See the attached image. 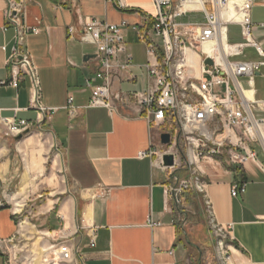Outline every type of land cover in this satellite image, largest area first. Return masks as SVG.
I'll use <instances>...</instances> for the list:
<instances>
[{
    "label": "crops",
    "instance_id": "obj_1",
    "mask_svg": "<svg viewBox=\"0 0 264 264\" xmlns=\"http://www.w3.org/2000/svg\"><path fill=\"white\" fill-rule=\"evenodd\" d=\"M11 1L0 0V81L10 82L17 75L19 86L0 88V119L25 120L29 127L47 128L63 150L76 195L62 206L56 223L46 218L40 238L34 237L37 232L29 221L19 222L17 213L24 206L20 213L17 204L14 210L0 207V264H9L13 255L26 260L21 264H62L54 262L57 257L51 260L58 251L45 241L59 230L75 249L69 264H212L209 256L215 245L206 201H211L217 223L230 227L228 264H264V161L253 149L259 145L264 150L260 144L251 146L257 154L255 163L240 167L219 158L196 159L188 144L183 152V139L161 145L163 127L149 124L129 102L131 92H144L150 83L146 47L131 33L129 51L143 48L142 61L134 56L127 73H115L112 110L90 106L93 95L87 84L102 64L96 47L83 41L85 25L93 19L135 25L140 22L135 13L148 12L126 0L127 12L105 0H21L25 27L37 30L26 35L23 49L37 71L43 113L31 107L34 82L18 70L14 75L7 64L18 38L7 21ZM251 13L257 28L254 37L264 50V0H255ZM229 29L230 42L240 43V27ZM90 56L95 57L86 60ZM239 59L261 60L252 48ZM191 61L192 75L201 77L200 61L196 56ZM239 85L248 99L264 101V69L254 79L252 90L247 79ZM0 126L7 128L1 122ZM168 149L175 157L170 168L162 158ZM143 153L147 157L142 158ZM196 176L205 183L204 194L195 188ZM183 183L192 188L184 190ZM243 183L245 191L232 197L236 185ZM22 191L13 194L11 201ZM32 238L36 241L26 243Z\"/></svg>",
    "mask_w": 264,
    "mask_h": 264
},
{
    "label": "built area",
    "instance_id": "obj_2",
    "mask_svg": "<svg viewBox=\"0 0 264 264\" xmlns=\"http://www.w3.org/2000/svg\"><path fill=\"white\" fill-rule=\"evenodd\" d=\"M152 1L155 16L137 12L135 15L140 22L135 25L126 21L109 24L98 19L85 25L83 41L96 47L102 64L99 73L87 84L93 95L90 106L114 108L115 73H127L134 64V54L127 43L131 33L146 47L145 69L150 80L144 92L130 93L129 102L140 115L152 126L168 131L171 145L178 139L186 141L196 159L219 158L222 163L239 167L250 161L255 163L257 154L251 151V146L260 144L264 148V101L248 99L239 85L240 80L247 79L252 90L254 79L264 69V50L254 37L257 28L252 22L255 0ZM105 2L119 11H129L124 0ZM7 21L18 36L7 64L14 75L18 70L34 82L31 107L45 113L37 71L23 49L26 35L36 34L37 30L25 27L21 0L9 2ZM235 25L241 29L242 41L232 44L229 27ZM68 33L72 36L73 30L69 29ZM251 48L261 60H240L244 51ZM192 56L200 61L201 77L191 73ZM208 59L212 60V65L206 64ZM7 85L17 88V75L10 82L0 81V88ZM0 122L15 136L23 135L30 128L25 120L0 119ZM170 152V149L163 151L162 158L172 155ZM194 183L196 190L204 194L205 183L200 177L196 176ZM245 187V183L236 185L232 197L244 192ZM182 188L189 190L192 186L183 183ZM205 206L214 245L222 264H228L230 227L225 229L217 223L211 201H206ZM57 249L61 263L73 261L75 249L68 242L58 243ZM16 262L21 264L26 260L16 255L9 257V264Z\"/></svg>",
    "mask_w": 264,
    "mask_h": 264
},
{
    "label": "rangeland",
    "instance_id": "obj_3",
    "mask_svg": "<svg viewBox=\"0 0 264 264\" xmlns=\"http://www.w3.org/2000/svg\"><path fill=\"white\" fill-rule=\"evenodd\" d=\"M133 1L140 4L135 5ZM126 2L130 6L145 9L152 16L156 14L152 0H126ZM133 54L137 61H142L143 48H135ZM164 133L169 132L165 130ZM20 136H15L8 128L0 126V207L14 210V204L19 203L24 206L23 212L17 213L18 220L29 221L37 232L34 237L40 238L43 235L40 233L47 225L46 218L49 216L48 221L56 223V216L60 214L62 206L74 198L76 192L66 171L63 150L52 133L47 128L30 126L28 133H24L21 139ZM181 147L185 153L189 149L184 140L181 142ZM253 149L258 152L259 160L264 161V150L259 145H254ZM57 154L61 157L59 161ZM27 174L28 178L25 182ZM22 188H24L22 195L14 198L12 202V195L20 192ZM71 211L73 212V208ZM61 237L63 236L59 230L56 235L46 236L45 241L50 242L47 243L48 247L53 245L58 250V243L67 242ZM35 239L27 240L26 243L36 241ZM209 259L212 264L223 262L216 247L212 249Z\"/></svg>",
    "mask_w": 264,
    "mask_h": 264
},
{
    "label": "water",
    "instance_id": "obj_4",
    "mask_svg": "<svg viewBox=\"0 0 264 264\" xmlns=\"http://www.w3.org/2000/svg\"><path fill=\"white\" fill-rule=\"evenodd\" d=\"M93 57H95V56H90V57L86 58V60H89V59H91ZM206 64L207 65H212L213 62H212V60L208 59L206 61ZM25 133H28V130H26ZM22 137H23V135H21L19 137V139H21ZM160 139H161V145H170L171 144L170 134H168V133H163L160 136ZM163 164L167 168L173 167L175 165V157L173 155H165L163 157Z\"/></svg>",
    "mask_w": 264,
    "mask_h": 264
},
{
    "label": "bare ground",
    "instance_id": "obj_5",
    "mask_svg": "<svg viewBox=\"0 0 264 264\" xmlns=\"http://www.w3.org/2000/svg\"><path fill=\"white\" fill-rule=\"evenodd\" d=\"M27 178H28V176L26 175L25 182H26ZM23 204H24V203H23ZM22 209H23V206H22L21 204L17 203L16 211L20 213V212L22 211ZM27 224H28V223H27ZM28 225H29V224H28ZM21 227H22V226H21ZM31 227H32V226H31ZM33 227H34V226H33ZM20 229H21V228H20ZM32 232H33V231H32ZM38 235H39V234H38ZM47 235H48V234H47ZM50 249H51V250H56L55 247H53V246H52ZM43 250H45V249H43ZM55 254H56V253H55ZM56 257H57V260L55 259L54 262H60V263H61V261H60V257H61V256H60V252L57 253V256H56Z\"/></svg>",
    "mask_w": 264,
    "mask_h": 264
}]
</instances>
